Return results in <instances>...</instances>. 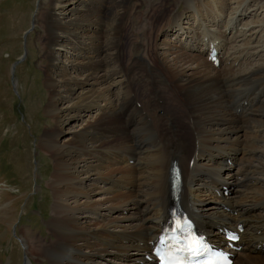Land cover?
I'll use <instances>...</instances> for the list:
<instances>
[{
  "label": "bare ground",
  "instance_id": "1",
  "mask_svg": "<svg viewBox=\"0 0 264 264\" xmlns=\"http://www.w3.org/2000/svg\"><path fill=\"white\" fill-rule=\"evenodd\" d=\"M127 1L132 11L139 3ZM93 4L50 1V18L59 20L48 42L51 50L61 40L87 45L79 28L100 21L97 14L94 20ZM161 4L159 11L148 0L136 40L143 43L150 76L164 77L168 99L156 86L151 95L134 98L123 81L113 96L122 71L106 70L98 50L89 57L96 58L89 64L95 72L85 73L89 79L62 80L71 87L68 105L60 106L66 99L61 81L48 77L57 123L50 130L54 137L45 140L56 161L49 181L54 239L21 232L26 264L36 256L50 264H156L147 256L170 218L175 160L183 173L181 204L203 233L226 243L221 230L243 224L238 243L243 248L233 264H264V15L252 13L254 7L264 12V0H178L170 12ZM155 26L186 35L181 50L177 46L165 58H153L154 39L146 31ZM198 43L205 56L187 52ZM212 45L220 51L218 66L209 60ZM250 60L256 61L245 66ZM51 67L64 65L51 59ZM76 84L94 89L77 96ZM83 108L94 114H86L76 133L64 135L71 113L79 115Z\"/></svg>",
  "mask_w": 264,
  "mask_h": 264
},
{
  "label": "rangeland",
  "instance_id": "2",
  "mask_svg": "<svg viewBox=\"0 0 264 264\" xmlns=\"http://www.w3.org/2000/svg\"><path fill=\"white\" fill-rule=\"evenodd\" d=\"M50 1L0 0V264H26L25 246L21 241L23 231L34 234L37 238L41 237L44 241L54 239L49 222L53 217L55 199L49 181L55 174L56 161L46 144L53 136L50 130L57 123L54 106L51 105L54 87L48 81L49 76L61 81L60 85L65 90L63 95L66 96L69 94L67 90L70 85L67 80H62L71 79V83L74 79L80 82L89 79L90 76L87 78L85 73L95 72L89 64L98 58L109 72L122 71V75L113 83V96L117 97V85L123 81L126 86L129 85L130 92L134 90V98L151 95L155 86L160 89L162 96L170 97L164 89V77L159 74L150 76L147 72L144 60L146 51L143 43L136 40L137 31L144 24L141 18L142 12L148 6V0H137L139 7L136 6V11L131 10V4L127 0H92L94 20L97 14L100 21H95L94 24L87 21L88 26L79 28L81 36L88 42L87 45L80 46L71 39V44L67 46L61 40L52 50L48 42L57 34L55 28L59 20L50 18ZM151 1L159 6V11L160 2L165 3L167 12L178 4V0ZM184 8L182 4L180 11H184ZM252 13L259 17L264 15L263 9L257 7H254ZM33 22L35 27L25 38V33L32 27ZM190 22L194 23V19L191 18ZM162 28L155 26L146 31L154 39L150 47L153 58H165L167 54L170 55L171 48L179 47L181 50L180 47L186 39L183 33L175 35ZM90 35H95L93 41L90 40ZM25 45L28 48L27 56L16 64L24 56ZM97 50L100 54L97 52L96 58H89ZM187 52L205 56L199 43ZM51 59H59L64 67H51ZM255 61L244 63L246 66ZM84 66L90 68L84 70ZM63 71L68 73L65 77L61 75ZM103 72L104 70L100 71V74ZM86 88L93 87L89 84L74 85L77 96ZM60 101V106L72 102L67 96L65 102ZM87 113L94 114L86 108L79 113L81 116L71 113L72 117L66 124L64 135L76 133ZM212 202L214 201H209L207 205ZM32 262L50 264V260L44 256H36Z\"/></svg>",
  "mask_w": 264,
  "mask_h": 264
},
{
  "label": "water",
  "instance_id": "3",
  "mask_svg": "<svg viewBox=\"0 0 264 264\" xmlns=\"http://www.w3.org/2000/svg\"><path fill=\"white\" fill-rule=\"evenodd\" d=\"M34 27H35V22H33V24H32V27L25 33V38L27 37V35L34 29ZM27 41V40H26ZM26 41H25V44H26ZM27 52H28V48L26 47V45H25V53H24V56H22V58L20 59V60H18L17 62H16V64L17 63H19L20 61H23V59L25 58V56H27Z\"/></svg>",
  "mask_w": 264,
  "mask_h": 264
}]
</instances>
